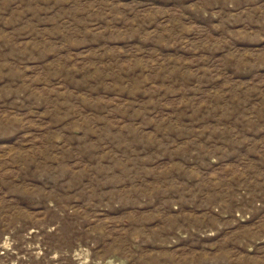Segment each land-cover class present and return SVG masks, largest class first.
Listing matches in <instances>:
<instances>
[{"label": "rangeland", "instance_id": "rangeland-1", "mask_svg": "<svg viewBox=\"0 0 264 264\" xmlns=\"http://www.w3.org/2000/svg\"><path fill=\"white\" fill-rule=\"evenodd\" d=\"M0 264H264V0H0Z\"/></svg>", "mask_w": 264, "mask_h": 264}]
</instances>
